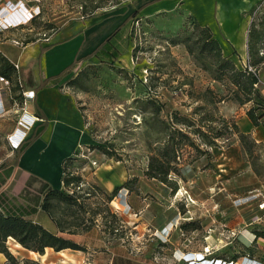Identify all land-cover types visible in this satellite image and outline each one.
<instances>
[{
	"label": "rangeland",
	"instance_id": "rangeland-1",
	"mask_svg": "<svg viewBox=\"0 0 264 264\" xmlns=\"http://www.w3.org/2000/svg\"><path fill=\"white\" fill-rule=\"evenodd\" d=\"M133 2L0 0V19L7 26L0 22V50L12 58L16 71L20 67L15 59L26 55L24 79L12 74L1 92L0 184L16 161L8 137L23 135L16 129L18 119L27 114L23 88L30 84L29 71L38 72L52 34L67 21L124 12ZM21 10L24 17L3 18ZM161 15V24L132 19L94 58L76 64L61 84L82 112L93 139L86 146L92 156L78 154L68 164L70 175L81 179L83 207L76 211V205L53 199L51 211L71 230L73 211L91 225L88 232L69 236L85 251L46 248L39 254L8 239L5 246L13 259L5 256L6 264H239L244 257L264 258V116L258 130L244 132L242 118H248L252 101L239 103L229 81L213 79L187 50L195 39L196 21L181 9ZM246 16L264 43V3ZM257 77L264 97V69ZM207 88L214 93V103L203 94ZM147 98L155 102L146 104ZM196 107L198 114L212 115L202 127L204 136L174 123L175 113L198 118ZM173 127H182L187 137ZM167 139L175 142L178 163L168 182H162L146 173L151 165L159 166L158 153ZM103 163L121 166L126 179L109 188L88 181L86 176ZM98 172L106 177L108 171ZM111 213L119 220L111 221Z\"/></svg>",
	"mask_w": 264,
	"mask_h": 264
},
{
	"label": "crops",
	"instance_id": "crops-1",
	"mask_svg": "<svg viewBox=\"0 0 264 264\" xmlns=\"http://www.w3.org/2000/svg\"><path fill=\"white\" fill-rule=\"evenodd\" d=\"M146 1L149 0H134L129 8L134 9ZM262 1L264 0H153L140 9L138 16L161 24L159 22L162 20V13L181 9L199 25L207 26L213 38L218 41L223 55L242 69L248 64L247 32L250 23L246 15ZM129 8L126 7L125 10ZM125 16L126 13L123 11H116L101 18L75 19L65 22L52 34L50 43L48 42V46L42 52L38 72L29 71L31 81L30 84H26L22 92L27 106L26 117L30 115L37 117L26 133V139L41 124L44 123L45 128L16 159L11 177L3 189L7 194L12 197L18 196L31 179L46 182L58 190H66L63 182V160L77 151L87 153V158L92 156V152L86 146L90 145L93 139L85 130L82 112L74 98L61 84L76 64L85 59L94 58L101 52L103 46L100 44L124 21ZM129 22L130 20L119 29L116 35L125 30ZM262 51L264 54V44ZM0 52L11 63L14 62L6 51L0 50ZM25 58L26 55H21L15 59L20 67L17 73L21 74L22 79L26 72ZM260 64L256 67L258 75L262 74L264 69V63ZM15 67L18 68L17 65ZM6 85L5 79L0 77V98L1 92H5L7 88ZM28 91H33L32 97H24V93ZM36 107L40 109L42 117L36 114ZM242 120L244 132L260 128L259 125H253L248 118H242ZM83 147L89 152L83 150ZM98 170H107L106 177ZM92 174L94 176H86L87 180L98 182L106 188L110 185L115 187L126 179L125 171L121 166L109 163H103L101 166L97 164ZM33 219L48 230L58 233L52 219L39 208L33 214ZM64 235L69 237L73 234ZM256 260L264 263V258L260 257ZM0 264H6V257L1 252Z\"/></svg>",
	"mask_w": 264,
	"mask_h": 264
},
{
	"label": "trees",
	"instance_id": "trees-1",
	"mask_svg": "<svg viewBox=\"0 0 264 264\" xmlns=\"http://www.w3.org/2000/svg\"><path fill=\"white\" fill-rule=\"evenodd\" d=\"M152 1L153 0L146 1L134 9L129 8L124 11L123 13H126L124 21L104 39L100 46L104 47L108 44L109 40H111L119 29L129 20H140L141 18L138 17L140 9ZM261 3H264V1L260 2L255 7ZM193 25L197 32L194 34L195 39L192 41V45L187 46L188 52L196 60H201V67L207 71L213 79H227L231 85L229 91L239 103L243 104L252 101V105L246 111V114L253 125H259L260 118L264 116V97L257 88L258 77L256 73V67L262 62L264 63V54L262 51L264 43L259 42V38L261 37L260 32L253 30L251 28L252 24H249L247 32L248 64L240 69L232 60L223 55L218 41L213 38L211 30L207 26H201L197 22H194ZM95 52L96 51H94V53ZM248 66H251L254 71L249 70ZM16 72L14 65L0 52V77L6 79L9 83V81L12 80V74H16ZM18 75L21 77L19 72ZM203 94L209 95V102L214 103V93L211 89H205ZM145 102L146 104H153L155 101L152 98H147ZM156 107V110L160 111L161 105L158 104ZM197 108L198 107L195 108L194 115H198V118L190 119L187 116L175 113L174 123L183 125L186 131L194 135L204 136L202 127L205 126L206 121L212 118V115L210 116L205 113L198 114ZM36 114L38 117H42V113L38 107H36ZM222 121H224V119H222ZM202 122L203 124H201ZM44 128L45 125L43 123L35 128L29 138L26 139L25 137L16 148V159L28 145L41 134ZM173 132L187 137V135L182 132V127H173ZM239 135L241 138L246 137L243 133ZM217 136L220 135L216 134L215 137ZM211 142L212 141H208L207 143ZM177 152L175 142L167 139L166 144L158 153L160 157L159 166H157V169H153L151 165L150 170H148L146 174L149 177H156L162 182H168V175L177 170ZM80 153L81 151H77L65 158L62 162L64 185L66 189H72L69 194L64 193V190L53 188L46 182L31 179L26 183V186L21 190L20 194L12 198L9 197V199L12 200L9 201V194L3 189L11 177L13 166L8 170L9 175L6 180H2L0 184V252L6 257L13 259V256L5 246V242H7L8 238L14 239L22 247L39 254H43L46 248L53 249L54 251H60L66 248L85 251L84 246L64 235L86 233L91 228V225L83 224V217H79L76 213L77 210L83 207L82 202L79 201V198L82 197V193H80L81 187L79 186L81 179L79 175H70L72 172L68 170L69 162L74 159V156H78ZM32 186H36V188L33 189ZM74 187H77V189L74 190ZM25 193H27V195H25ZM84 193H87V191ZM53 199H56L58 202H66L69 205L77 206L76 211L72 212V215L76 216L74 217L75 229L71 230L64 227L63 223L53 216L51 211ZM108 200H110V197ZM38 208L52 219L58 229V233L48 230L37 220L33 219V214L36 213ZM111 218V221L119 220L115 213H111Z\"/></svg>",
	"mask_w": 264,
	"mask_h": 264
},
{
	"label": "built area",
	"instance_id": "built-area-1",
	"mask_svg": "<svg viewBox=\"0 0 264 264\" xmlns=\"http://www.w3.org/2000/svg\"><path fill=\"white\" fill-rule=\"evenodd\" d=\"M30 18H32L31 14H30ZM0 22H1V24L5 25V23L2 19H0ZM5 27H7V26L5 25ZM248 69L254 71V69L251 68V66H248ZM5 82H6V84H8V81L6 79H5ZM32 96H33V91H28L27 93H24V97H32ZM22 104L26 105L25 99L23 100ZM24 114H26L25 111H24ZM36 119H37V117L34 115H30L28 117L25 116L24 119L23 118L18 119V126L16 127V129L21 128L23 130L24 136L22 135L21 139L18 140L16 145H13V143H11V137H10L11 135L8 137V140H9V142L13 148H17L20 145V143L25 139L27 130H29L32 127V125ZM80 154H81V157H85V154L82 151ZM92 163H95V162H92ZM245 258L246 257H244L243 259H245ZM220 261H222V260H220ZM222 264H235V263L233 261H222ZM239 264H243V260Z\"/></svg>",
	"mask_w": 264,
	"mask_h": 264
},
{
	"label": "bare ground",
	"instance_id": "bare-ground-1",
	"mask_svg": "<svg viewBox=\"0 0 264 264\" xmlns=\"http://www.w3.org/2000/svg\"><path fill=\"white\" fill-rule=\"evenodd\" d=\"M15 9V8H14ZM13 9V10H14ZM9 10H11V9H9ZM29 12V11H28ZM31 12H29V14H30ZM19 17H24V11L23 10H21L20 12H17V15H16V13L14 12V13H11L10 11L8 12V15H6V16H3V18H5L6 20H8V21H11V20H13L14 18H19ZM13 140H16L15 142H18V140L19 139H17V136H14V137H12V139H11V141H12V143H14V144H17V143H15ZM243 260V264H264V263H262L261 261H259V260H256V259H252V258H248V257H246L245 259H242ZM241 260V261H242ZM208 262V261H207ZM210 262V261H209ZM214 262V261H213ZM212 262V263H213ZM216 264H222V261H220V260H218V261H216L215 262Z\"/></svg>",
	"mask_w": 264,
	"mask_h": 264
}]
</instances>
